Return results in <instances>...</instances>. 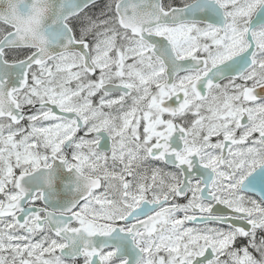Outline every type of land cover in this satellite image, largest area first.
Listing matches in <instances>:
<instances>
[{
	"label": "snow or ice",
	"instance_id": "1",
	"mask_svg": "<svg viewBox=\"0 0 264 264\" xmlns=\"http://www.w3.org/2000/svg\"><path fill=\"white\" fill-rule=\"evenodd\" d=\"M0 264H264V0H0Z\"/></svg>",
	"mask_w": 264,
	"mask_h": 264
}]
</instances>
